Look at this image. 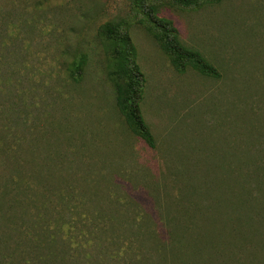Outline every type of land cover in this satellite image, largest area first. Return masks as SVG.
I'll return each instance as SVG.
<instances>
[{"label":"rangeland","instance_id":"rangeland-1","mask_svg":"<svg viewBox=\"0 0 264 264\" xmlns=\"http://www.w3.org/2000/svg\"><path fill=\"white\" fill-rule=\"evenodd\" d=\"M157 16L219 76L176 70L131 0H0V259L264 264V0ZM105 22L136 47L154 147L116 107Z\"/></svg>","mask_w":264,"mask_h":264},{"label":"trees","instance_id":"trees-1","mask_svg":"<svg viewBox=\"0 0 264 264\" xmlns=\"http://www.w3.org/2000/svg\"><path fill=\"white\" fill-rule=\"evenodd\" d=\"M213 1L218 0H131L133 6L142 13L141 22L146 23L145 29L156 40L159 48L176 70L183 71L189 67L203 76L217 78L219 73L216 67L199 50L181 42L172 21L157 16L158 7L162 3L170 2L184 7H194L202 2ZM98 35L106 54V76L113 86L117 109L129 130L149 147H154L153 134L141 111L145 79L137 61L135 45L126 31L111 22L101 25ZM82 63V60L73 61L68 66L72 79L76 80L80 76ZM66 186L64 187L66 192L71 196L74 195L71 187ZM26 251L31 253L29 250ZM6 262L13 264V257L3 254L0 264ZM26 263L29 261L26 260Z\"/></svg>","mask_w":264,"mask_h":264}]
</instances>
